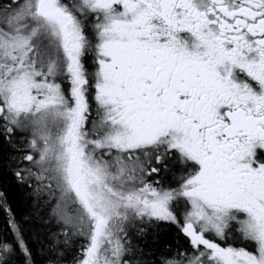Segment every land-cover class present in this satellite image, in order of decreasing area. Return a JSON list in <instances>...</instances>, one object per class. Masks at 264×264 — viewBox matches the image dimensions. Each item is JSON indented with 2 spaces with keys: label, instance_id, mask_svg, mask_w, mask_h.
Segmentation results:
<instances>
[{
  "label": "snow or ice",
  "instance_id": "1",
  "mask_svg": "<svg viewBox=\"0 0 264 264\" xmlns=\"http://www.w3.org/2000/svg\"><path fill=\"white\" fill-rule=\"evenodd\" d=\"M0 264H264V0H0Z\"/></svg>",
  "mask_w": 264,
  "mask_h": 264
}]
</instances>
